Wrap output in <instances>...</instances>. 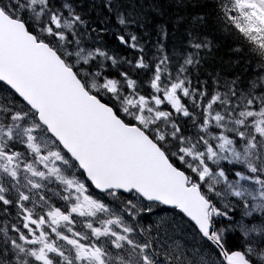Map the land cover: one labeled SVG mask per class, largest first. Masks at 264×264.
Listing matches in <instances>:
<instances>
[{
    "label": "snow or ice",
    "instance_id": "snow-or-ice-1",
    "mask_svg": "<svg viewBox=\"0 0 264 264\" xmlns=\"http://www.w3.org/2000/svg\"><path fill=\"white\" fill-rule=\"evenodd\" d=\"M0 264H264V0H0Z\"/></svg>",
    "mask_w": 264,
    "mask_h": 264
},
{
    "label": "trees",
    "instance_id": "trees-1",
    "mask_svg": "<svg viewBox=\"0 0 264 264\" xmlns=\"http://www.w3.org/2000/svg\"><path fill=\"white\" fill-rule=\"evenodd\" d=\"M223 51V50H222Z\"/></svg>",
    "mask_w": 264,
    "mask_h": 264
}]
</instances>
